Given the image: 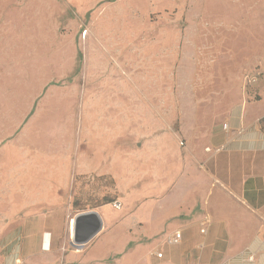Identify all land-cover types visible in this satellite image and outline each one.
<instances>
[{
  "label": "rangeland",
  "instance_id": "374dc122",
  "mask_svg": "<svg viewBox=\"0 0 264 264\" xmlns=\"http://www.w3.org/2000/svg\"><path fill=\"white\" fill-rule=\"evenodd\" d=\"M249 1L258 11L264 7ZM242 6L239 0H0V217L11 212L5 198L12 184L39 185L47 198L23 201V211L33 204L51 220L58 264H66L65 254H82L97 239L71 244L77 213L100 211L103 224L137 220L139 210L158 207L164 190L172 191L176 172L190 163L202 169L201 151L209 152L205 144L226 119L235 91L251 93L252 68L230 63L226 77L217 78V59H230L205 42L219 20L220 32L231 33L228 50L245 55L244 31L227 30L242 13L231 9ZM133 75L144 80L143 99L134 87L125 93L133 85L118 79ZM109 151L122 167L116 180L77 173L92 154Z\"/></svg>",
  "mask_w": 264,
  "mask_h": 264
},
{
  "label": "crops",
  "instance_id": "0c3cea01",
  "mask_svg": "<svg viewBox=\"0 0 264 264\" xmlns=\"http://www.w3.org/2000/svg\"><path fill=\"white\" fill-rule=\"evenodd\" d=\"M239 2L243 6L231 10L242 13L227 23V30L234 35L244 31L246 54L238 57L228 50L231 33L227 37L220 32L219 20H214L216 29L206 41L199 28V43H212L220 56L228 54L229 62L217 59V78L226 77L225 66L231 63L236 69L243 64L252 68L249 76L256 80L250 83L249 95L235 91L226 119L205 144L209 152L201 151L202 169L190 163L189 168L176 172L172 191L164 190L158 207L139 210L137 220L104 222L103 231L85 252L65 254L66 264L77 259L79 264H105L113 257L115 264H264V130L259 123L264 119V7L258 11L249 0ZM151 78L147 82L153 83ZM118 79L133 85H125V93L134 87L132 94L145 97L141 75ZM112 155L110 151L92 154L89 163L77 165V173L112 175L116 180L114 175L122 167L118 168ZM12 185L5 198L11 212L0 217V264H58L55 226L32 209L33 204L23 211V201L33 203L47 197L39 185L27 184L25 189ZM151 240L150 248L144 243Z\"/></svg>",
  "mask_w": 264,
  "mask_h": 264
},
{
  "label": "water",
  "instance_id": "95a60500",
  "mask_svg": "<svg viewBox=\"0 0 264 264\" xmlns=\"http://www.w3.org/2000/svg\"><path fill=\"white\" fill-rule=\"evenodd\" d=\"M73 219L71 244L74 247L90 242L103 227L102 218L95 210L77 213Z\"/></svg>",
  "mask_w": 264,
  "mask_h": 264
},
{
  "label": "built area",
  "instance_id": "2783aa9c",
  "mask_svg": "<svg viewBox=\"0 0 264 264\" xmlns=\"http://www.w3.org/2000/svg\"><path fill=\"white\" fill-rule=\"evenodd\" d=\"M246 79H248V83H254L256 78L253 77V76H248ZM114 207H116L117 209L120 208V205L119 204H114ZM176 238H178V235L175 236Z\"/></svg>",
  "mask_w": 264,
  "mask_h": 264
},
{
  "label": "trees",
  "instance_id": "16d2710c",
  "mask_svg": "<svg viewBox=\"0 0 264 264\" xmlns=\"http://www.w3.org/2000/svg\"><path fill=\"white\" fill-rule=\"evenodd\" d=\"M259 123L262 126V129L264 130V119H261Z\"/></svg>",
  "mask_w": 264,
  "mask_h": 264
},
{
  "label": "bare ground",
  "instance_id": "6f19581e",
  "mask_svg": "<svg viewBox=\"0 0 264 264\" xmlns=\"http://www.w3.org/2000/svg\"><path fill=\"white\" fill-rule=\"evenodd\" d=\"M72 227H73V224H72Z\"/></svg>",
  "mask_w": 264,
  "mask_h": 264
}]
</instances>
